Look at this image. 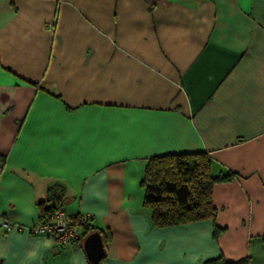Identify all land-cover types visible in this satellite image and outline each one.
<instances>
[{"label": "crops", "instance_id": "crops-1", "mask_svg": "<svg viewBox=\"0 0 264 264\" xmlns=\"http://www.w3.org/2000/svg\"><path fill=\"white\" fill-rule=\"evenodd\" d=\"M185 152L236 177L215 220L157 227L145 163ZM0 158V264H91L85 232H28L57 184L99 264H264V0H0Z\"/></svg>", "mask_w": 264, "mask_h": 264}, {"label": "trees", "instance_id": "trees-1", "mask_svg": "<svg viewBox=\"0 0 264 264\" xmlns=\"http://www.w3.org/2000/svg\"><path fill=\"white\" fill-rule=\"evenodd\" d=\"M234 177L236 175L229 171L214 175L212 158L206 152L154 156L146 161L140 182L145 190L144 207L151 212L152 224L161 228L206 219L215 220L218 209L213 201L214 185ZM67 201L66 190L62 185L50 187L47 199L39 203L40 221L55 211L64 210ZM82 229L86 234L101 232L88 224L83 225ZM222 230L224 229L215 225L214 236L218 237ZM202 264H251V257L229 261L219 256Z\"/></svg>", "mask_w": 264, "mask_h": 264}, {"label": "built area", "instance_id": "built-area-1", "mask_svg": "<svg viewBox=\"0 0 264 264\" xmlns=\"http://www.w3.org/2000/svg\"><path fill=\"white\" fill-rule=\"evenodd\" d=\"M88 222V215H69L64 210H58L48 218L36 222L28 228V232L32 235L51 236L59 247H66L83 238L82 227ZM4 228L6 232L22 230L19 225L10 222L4 223Z\"/></svg>", "mask_w": 264, "mask_h": 264}, {"label": "water", "instance_id": "water-1", "mask_svg": "<svg viewBox=\"0 0 264 264\" xmlns=\"http://www.w3.org/2000/svg\"><path fill=\"white\" fill-rule=\"evenodd\" d=\"M84 249L91 264H98L106 255L102 235L98 231L89 232L84 237Z\"/></svg>", "mask_w": 264, "mask_h": 264}]
</instances>
